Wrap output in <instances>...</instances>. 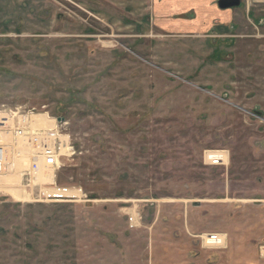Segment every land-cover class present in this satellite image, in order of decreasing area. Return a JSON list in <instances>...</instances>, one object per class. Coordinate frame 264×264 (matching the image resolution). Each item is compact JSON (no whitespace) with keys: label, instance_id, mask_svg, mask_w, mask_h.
<instances>
[{"label":"rangeland","instance_id":"obj_1","mask_svg":"<svg viewBox=\"0 0 264 264\" xmlns=\"http://www.w3.org/2000/svg\"><path fill=\"white\" fill-rule=\"evenodd\" d=\"M9 2L0 106L63 123L76 155L55 180L88 201L3 192L0 264H264V24L175 37L151 0Z\"/></svg>","mask_w":264,"mask_h":264},{"label":"built area","instance_id":"obj_2","mask_svg":"<svg viewBox=\"0 0 264 264\" xmlns=\"http://www.w3.org/2000/svg\"><path fill=\"white\" fill-rule=\"evenodd\" d=\"M40 114L43 113L36 108L0 106V195L6 191L4 179L15 175L20 177V182L14 186L30 202L86 201L88 196L82 187L56 182V173L64 168L66 160L76 155V150L63 123L54 120L50 128L37 125L35 116ZM204 159L209 166H224L228 154L224 150H210ZM46 176L50 178L44 179ZM128 220L131 227H135L136 213ZM201 240L207 248L224 246V238L218 233L204 235ZM261 253L264 256V247Z\"/></svg>","mask_w":264,"mask_h":264},{"label":"crops","instance_id":"obj_3","mask_svg":"<svg viewBox=\"0 0 264 264\" xmlns=\"http://www.w3.org/2000/svg\"><path fill=\"white\" fill-rule=\"evenodd\" d=\"M10 0H0V23L6 22ZM219 0H151L153 24L175 37H232L252 19H264V0H241V9H221ZM259 14L256 19L255 15ZM227 240V239H226Z\"/></svg>","mask_w":264,"mask_h":264},{"label":"bare ground","instance_id":"obj_4","mask_svg":"<svg viewBox=\"0 0 264 264\" xmlns=\"http://www.w3.org/2000/svg\"><path fill=\"white\" fill-rule=\"evenodd\" d=\"M35 122L37 123V125L43 126V127H52L54 126L53 123L54 121H50V118H48V116H43V115H37L35 116ZM49 176H46L44 179H49ZM8 179V180H7ZM7 187L5 188V190L12 195V197H14L17 200H26L28 197L23 195V193L19 194L20 190H17L15 188H13L14 182L13 180H11V178H6V180H4ZM29 202V201H26Z\"/></svg>","mask_w":264,"mask_h":264},{"label":"water","instance_id":"obj_5","mask_svg":"<svg viewBox=\"0 0 264 264\" xmlns=\"http://www.w3.org/2000/svg\"><path fill=\"white\" fill-rule=\"evenodd\" d=\"M218 5L221 9L236 8L241 5V0H219Z\"/></svg>","mask_w":264,"mask_h":264},{"label":"flooded vegetation","instance_id":"obj_6","mask_svg":"<svg viewBox=\"0 0 264 264\" xmlns=\"http://www.w3.org/2000/svg\"><path fill=\"white\" fill-rule=\"evenodd\" d=\"M261 24H264V19H262V20H260V21H258V25H261ZM216 233V232H215ZM211 234V233H210ZM218 234H220V233H218ZM205 235H207V234H205ZM222 236H223V238H224V246L223 247H225L226 246V236L225 235H223V234H221ZM204 236V235H203ZM203 236H201V239H202V237ZM201 242H202V240H201ZM203 245V244H202ZM204 246V245H203ZM205 247V246H204ZM222 247V248H223ZM264 247V246H263ZM205 248H207V247H205ZM262 248V247H261Z\"/></svg>","mask_w":264,"mask_h":264}]
</instances>
